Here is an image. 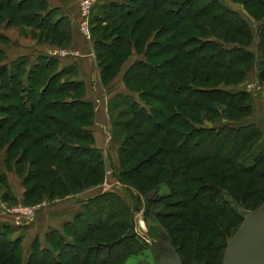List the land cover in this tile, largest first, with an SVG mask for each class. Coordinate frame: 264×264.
<instances>
[{
    "label": "rangeland",
    "instance_id": "1",
    "mask_svg": "<svg viewBox=\"0 0 264 264\" xmlns=\"http://www.w3.org/2000/svg\"><path fill=\"white\" fill-rule=\"evenodd\" d=\"M122 1L125 3L130 2V0ZM213 1L214 0H194L193 2L191 1L188 6H191L193 9H201L203 4L207 6V4H212ZM219 1L225 7L238 12L239 15L252 26L255 31L254 33L259 31V36L255 34L254 40L247 47L253 52V57L247 59L244 63L242 61L240 63H235L229 69L214 68V70L201 66L199 68L195 62L183 61V59L178 56L174 63V67L169 70V76H172V78L177 77L178 80L181 81L180 75L187 74L190 77V71L194 70L198 73L200 81L204 79L205 74L208 73V77L212 80L211 84H219L221 81L220 86L228 85L245 90L249 93L250 97L249 99L246 98L244 101H241L244 107L232 110L222 104H214L219 111L215 113L206 111V115L203 114L204 118L201 119L200 123L204 124L203 122H205L207 126H215L225 123L240 125L253 122L257 124L260 132L256 133L252 139L247 142L244 150L240 152L239 156L238 152L232 154L235 158L238 157L235 159V163H233L234 171L229 168V163L226 161H208L201 166H196L197 171L193 170V172L203 176L205 179L204 186L206 184L208 185L206 189L204 188L202 190L198 188L195 189V187L189 185L191 193L194 191L192 198H190L192 194H188L187 197H185V195L171 197V188L166 183L158 184L153 178L148 180L147 177L140 175H135L134 177L128 174L126 177L123 174V170H125L126 167L122 159H127L128 155L126 153H120V147L122 146L121 137L124 136V131L121 132L123 128L120 127L123 124L122 122H126L128 118H130V115H133L130 113L131 110L125 107L112 108L110 100L114 96L109 99L105 95L107 91L111 92V90L119 89L118 87L133 85L139 82L138 80H146L149 84L154 82L145 78L137 79L131 76L134 80L136 79V81H130L128 85L125 82V76L134 62L146 58L145 51L151 52V54L153 53L154 56V51L159 50L158 46L152 49L149 46L150 42L155 41V27L160 26L158 25V17L156 18V24L150 26L149 29L146 28L148 27L146 25V27H143V29L148 30V33L144 34L143 40L138 45L135 46L134 42L140 33L137 32L135 36H131L129 33L130 30H127L125 38H127L130 43L114 41L115 43L109 47L97 45L95 42L96 37L100 35H102V37L107 35L111 36L113 33L117 35L120 30L112 32L107 30L105 32L100 31L92 34L91 24V36L90 39H86L80 28L82 15L80 0L78 6L73 8L72 18L70 19L72 34L69 37L66 35L61 36L51 31L40 30L36 28L35 24L29 25L24 23L21 26L12 25L9 27L6 22H0L1 35L4 34L11 40L8 44L6 41H0V45L8 54V59H4L3 62L7 60L10 61V58L14 56V54L25 53L28 50L29 52H33L35 48H42V46H48L50 49H61L65 52L68 51L70 54H79L82 56L84 50L74 48L78 47L77 45L82 42V39L78 41V44L74 42V26L86 40L85 44L88 45L84 55H87L92 61H95L97 65L96 68L100 70L99 81L97 79L92 81L89 79L87 82L81 80L82 83L80 84L75 82V80H79L80 78L78 69L65 73L61 78L59 77L54 82L50 83L44 93L43 103H41V99H31L34 106L36 105V110L33 114L22 111L24 106L20 103V100L14 101L15 103L17 102L18 107L15 108V112L11 113L10 116L13 118V121L18 119L19 122L16 123L17 125L15 124L16 126L12 130H9L10 125L0 130V167H2L0 169V214L2 211L3 214L10 215L14 222V228L12 225L7 228H2L1 231H4V234L1 237L0 246H8L10 249L12 248L18 251L21 253L23 260L31 261L30 263L33 264H56L51 258V254H43L41 250L43 247L51 248L53 252L58 254L62 260L61 264H72L74 261L78 260L90 264H158L157 258L159 259L160 253L164 251L159 253L160 250L158 246H156L159 244L157 241L163 240V243H165L167 241L165 238L166 235L170 234L174 237L176 246L181 254L184 255L187 264H221L224 251V240H222V237L230 238L241 225L237 220V212H235V209L237 211L243 209L253 210L264 203V157L259 162L255 163L258 157L264 153V29L260 32V28L264 23V10L262 9L260 13L261 18H258L245 8L243 0ZM254 1L259 3L260 0ZM164 6H166V4ZM189 10L190 8L187 12ZM208 10H210L209 13L212 14V16L221 11L217 4H215V6L213 5V7ZM257 10H259L258 6H251L252 12L254 11L255 13ZM148 11L151 12V10ZM202 11L204 10L202 9ZM10 12V9H5L2 11V14H9ZM187 12L185 8H183L182 14L185 15ZM143 14V12H139L138 15L133 17L130 16L123 21L117 20L113 22L112 19H110L107 24L117 26L122 23L128 29H131L137 17H141ZM152 14L162 15V11H157V13L152 11L149 15ZM71 16L68 15V18ZM228 16L229 19L232 20L230 21L231 25L236 24L241 26L242 23L239 24L235 21L234 17ZM162 18L164 20L163 15L161 19ZM149 19L150 18L146 19L147 25ZM187 20L188 21L174 22V24H180L178 30L181 29L182 32H184V28H186L185 25L191 27L192 22L195 23L194 26L201 28L202 24H204L205 28L203 29L205 32L212 31V34H214L211 36L218 34V31L221 29V26L218 27L216 21H214V24H216L217 27L214 28L211 26L210 19H207L202 13L199 14V16H192V18ZM230 24L226 23V25L222 24V26L226 30L230 29L232 31L231 37H229L228 40L233 42L234 37L240 38L242 35L235 32L233 28H230ZM195 30L196 31L192 30L193 32H190V34L193 33L200 36V38H202L201 35L204 36V31L200 29ZM185 33L186 35L189 34L188 31H185ZM113 38H115V36ZM183 38V36H180L179 39ZM161 39L164 40V36H162ZM161 42L164 43L163 41ZM230 44L236 45L235 43ZM162 56L171 57L173 55L164 54ZM2 58L3 57L0 56V60ZM162 59L163 57H160V59L154 60L153 62L159 64V62H162ZM99 62L102 63L101 66H99ZM85 63L86 62L83 63L85 68H88V64ZM75 64L76 66L79 65L78 62H75ZM107 65L109 68H105ZM163 66L167 68L166 65ZM103 67L105 68L104 70ZM164 67H162L161 70L164 69ZM184 67H187L186 73L184 72ZM56 70V66H50L48 70L42 71L41 74L42 76H49ZM24 73L25 72H21L19 77L12 82H9L7 76L0 74V92L2 91L1 88L4 92L10 91L9 87L11 84L15 87V92L18 95L19 90H21L19 89L18 79L21 76H25L26 74ZM212 74H214V77ZM47 76L41 77V84L43 82L44 84L46 83ZM63 82H68L66 83L67 88H63L59 94H56V89L59 84ZM140 85L136 87L133 86L138 93H136L138 98L140 97ZM72 87L74 89H70ZM159 92L164 94L162 89ZM167 95H169V101L174 100L173 95L168 93ZM51 99L69 101L85 99L93 103V110L95 113L92 125L94 135L93 143H91L90 140L76 138L75 131L82 123L79 120H74L72 115H68L65 111L66 106L64 104L53 103ZM1 102L7 104L10 101L3 99ZM148 103H152V105L155 106L153 101H149ZM83 108L87 110L86 107ZM191 108L192 107H187L185 111L188 115H190L188 109ZM126 110H129V113L124 112ZM223 110H225V112ZM46 113H49L52 117L44 121L42 118ZM181 113L183 114V112ZM56 118L66 119V128L64 127V131L61 130L59 124H56L57 122H54ZM31 120L33 122L29 123ZM87 120H89V117H87ZM191 120L193 122L195 121L192 118ZM13 121L10 124H13ZM91 121L92 118L90 119V122ZM28 125L34 129L32 133L33 138H39L40 133L50 132V130L55 132L60 130L61 139L72 143V145L81 144L82 146L88 147L92 144L101 152L100 155L103 161L100 162V158L93 157L92 162H95L94 166L98 163L99 166L97 165L95 168L91 164L94 168L88 170L87 167L81 168L80 165L83 164H79L76 160L71 159L72 162L65 161L62 157L67 156H65L63 152H61L60 157L56 153H53V149H43L42 146L40 151H38L35 146L31 147L32 150L29 153L30 155L24 158L21 153L25 147L29 145L31 140H25L24 138L20 139L18 134L25 130ZM87 126L89 125H84L83 127L85 128ZM95 127L107 128L109 135L105 134V141L102 138L100 142H97L94 134ZM101 134H103V130H101ZM163 135L164 133H160L159 131L158 136ZM175 135L176 134H172L170 136L171 139ZM145 137H148V134L144 136V138ZM17 139L19 142L16 143V141H18ZM33 141L37 142L34 139ZM34 142L32 143L34 144ZM45 142L57 145L58 139L56 141V139L53 138ZM248 151L251 154L249 153L250 155L247 156L246 154ZM14 154L17 157L13 160L11 157ZM38 154H42L43 163L39 164L34 159V157H38ZM81 156L85 158V153L81 152L80 155H75L73 158H80ZM176 156H178L179 159L182 158L177 152L173 157L176 158ZM32 161H34V163ZM181 162L183 161L181 160L176 163L174 168ZM241 162L248 166L252 163H255V165L249 170H240L237 163ZM51 168H54L56 171H52ZM221 168L224 169L221 170ZM165 169L166 173L164 175L166 176L163 178L170 176L169 167L166 166ZM79 170L82 171L80 172ZM209 170H217L220 174L224 175L222 176L224 179L210 175L208 172ZM73 172H76L79 177H75ZM132 180L135 181L140 189L145 191L144 195L128 186V184H124L131 183ZM121 182L124 183L122 184ZM11 183H15L18 188H12ZM197 184L200 183H194L193 185L197 186ZM211 184L224 187V198L231 200L233 195H237L241 200L239 202L232 201L234 205L231 203L227 204L223 203V198L220 195L215 203H211L212 199L218 195V192H214ZM226 184L229 185L228 187L230 189H226ZM105 192H115L121 195L128 205L135 207L134 211L127 208V212H125L121 205L114 201L115 208H108L110 197L108 198V196L105 195L99 196L95 200L94 197L97 196V194ZM79 198L84 199L82 201L83 203H81V212L84 211L83 208L85 212H82L81 217L75 224L63 225L62 228L66 237L73 242V246H65V239L59 237L55 227H60L62 225V220L64 219H59L63 217L65 213L63 210L65 207H70L72 201ZM219 200H221V202H218ZM199 202L201 204H198ZM87 203L89 207L85 208L84 205ZM222 203L224 204L223 209H225V211H222L220 206ZM205 204H207L209 208H204L207 206ZM17 208L22 211H17ZM24 208L29 211H25ZM116 208L121 214H116L115 210L113 211V209ZM61 211L63 212L60 213ZM107 211H110L111 215L109 220L107 219ZM131 212L134 215L135 228L131 223ZM196 212L200 215L208 213L209 215H216V218L217 216L219 217L217 221H214L211 217L209 218L208 224L205 226L208 228L209 233L206 235H202L199 232L202 228L201 224L194 227L192 224L187 223L189 222V218H191L193 219V223L199 224L200 215H195L194 213ZM220 212H222L221 215ZM65 217L66 216H64V218ZM38 220H40L41 224H38L36 227L35 223H37ZM30 222L33 224L31 227L32 234L33 232L37 234L39 230H50L44 237V241L40 238H35L27 229L24 231V228L27 227L25 224H29ZM53 226H55V230L52 229ZM15 228L17 230H14ZM202 233L204 234L205 232ZM16 237H18V240L15 243L6 242V239H14ZM33 239H37L40 243L32 245ZM114 240L118 241L114 244H110V242Z\"/></svg>",
    "mask_w": 264,
    "mask_h": 264
},
{
    "label": "trees",
    "instance_id": "2",
    "mask_svg": "<svg viewBox=\"0 0 264 264\" xmlns=\"http://www.w3.org/2000/svg\"><path fill=\"white\" fill-rule=\"evenodd\" d=\"M191 1L193 2L194 0H130L129 3H125L122 0H100V2L97 4V7L95 8V11L93 12L91 19L92 34L100 31L105 32L110 30L112 32L120 30L117 35L113 33L111 36L107 35L102 37V35H100L99 37H96L95 42L97 45L108 47L119 41L130 43L128 39L125 38V33L127 30H130L129 33L131 36H135L137 32L140 33L137 36L135 42L133 41L135 46L138 45L143 40L144 34L148 33L147 29H149L150 26L156 24L157 17L159 19L158 25L160 26H156L154 32L155 41L149 43L151 49L158 46L159 50L154 51V56L153 53L151 54V52L145 51L146 58L139 59L138 61L134 62L125 76V82L128 85L130 81H136V79L134 80V78L131 76H134L137 79L145 78L154 82L149 84V82L146 80H138L139 82H136L133 85H126V87H124V92L117 93L110 100V105L112 108L125 107L131 110L130 113L133 115L131 116L129 114L130 118H128L126 122H122L123 124L120 127L123 128L121 132L124 131V136L121 137L122 146L120 147V153L122 152L128 155L127 159H122L124 160L123 163L126 167L125 170H123V174L126 177L128 174H131L134 177L135 175H140L147 177L148 180L153 178V180L155 182L157 181L158 184L166 183L172 190V193L170 194L171 197L182 195L187 197L188 194H192L190 197L192 198L194 191L191 193L190 186L195 187V189L198 188L199 190L207 188L206 186L208 184L204 186L205 179L203 176H200L199 173L197 174L196 172H193V170H196V166H201L208 161H226L229 163V168L233 170V163H235V159L238 157L235 158L232 156V154L238 152L239 156L240 152L244 150L247 142H249L256 133L260 132L257 124L253 122L240 125L225 123L215 126H207L205 125V122H203L204 124L200 123L201 119L204 118L203 114L206 115V111L214 113L219 111V109L214 106V104H222L223 106L232 110L244 107L241 101H244L246 98L249 99L250 97L249 93L245 90L237 89V87L228 85L220 86L221 81L219 84H211L212 80L208 77V73L205 74L204 79L200 81L198 73L194 70L190 71V77L187 74L182 73L183 75H180L181 81H179L177 77L172 78V76H169V70L174 67V63L176 62L178 56H180L183 61L195 62L199 68L201 66L207 67L209 69H229L233 64L238 62L240 63L241 61L244 63L247 59L253 57V52L247 47L254 40L256 35L259 36V31L254 33L255 31L252 26L249 25L248 22H246L245 19L239 15L238 12L225 7L219 0H214L212 4H207V6L206 4H203L201 9H193L191 6H188ZM163 4H166V6ZM215 4L218 5L221 11L212 16V14L209 13L210 10L208 9H211V7H213V5L215 6ZM243 4L247 10H249L254 14V16H257L258 18L260 17L262 9L264 10V0H260L259 3L254 0H243ZM251 6H258L259 10L254 13V11H251ZM183 8H185L186 12L189 8L190 10L184 15L182 14ZM5 9H10L11 12L9 14H2V11ZM202 9L204 11H202ZM148 10H151V12L153 11L154 13H157V11H162L164 20L163 18L161 19L162 15H149L151 12ZM139 12H143L144 14L141 17H137L131 29H128L122 23L117 26L107 24L110 19H112L113 22H116L117 20L123 21L125 18L127 19L130 16L133 17L138 15ZM201 13L202 15H205L207 19H210V25L214 28L217 27V25L218 27L221 26L218 34L211 36L214 35L212 34V31L205 32L203 29L205 28L204 24H202L201 28L194 26L195 23L192 22L191 27L185 25L186 28H184V32H182L181 29L178 30L180 24H174V22L188 21L187 19L192 18V16H199ZM228 15L234 17L235 21H237L239 24L242 23L241 26L236 24L231 25L230 21L232 20L229 19ZM148 18L150 19L148 20L149 22L147 25L146 19ZM1 21L6 22L8 26H21L24 23L29 25L35 24L36 28L40 30L51 31L55 34H60L61 36L66 35L69 37L72 34V25L70 23L71 20L68 18V15L63 14L62 10L59 8L50 7V4L47 0H0V22ZM214 21H216L218 24H214ZM226 23L230 24V28H233L234 31L241 34L242 37H234L233 42L228 40V38L231 37L232 31L230 29L226 30L223 28L222 24L226 25ZM143 27H146L147 29H143ZM195 29L204 31V36L201 35L202 38H200L198 35L193 33L190 34V32H193L192 30L196 31ZM262 29H264V23L260 28V32ZM185 31H188L189 34L186 35ZM114 36L115 38H113ZM162 36H164V40L161 39ZM180 36H183L184 38L179 39ZM1 40L6 41L7 44L11 41L8 36L4 34L1 35L0 33V41ZM230 43H235L236 45H231ZM5 51L6 50L0 45V56L3 57L0 60V74L7 76L9 82L15 81L21 72H25L24 74H26L25 76H21L18 79V84L20 86L19 89H21L19 92L17 91L18 95L15 92V87L11 84L9 87L10 91L8 92H4V90L1 88L0 130L8 125H10L9 130H12L17 125L16 123L19 122L18 119L13 121V118L10 116L11 113L15 112V108L18 107L17 102H14L15 100H20V103L24 106L22 111L28 114H33L36 110V105L34 106L31 99H41V103H43L42 101H44V93L49 87L50 83L54 82L59 77L61 78L65 73L76 69V67L75 65L61 67L58 58L45 54H39L34 59H32L27 54H21L10 61L7 60L3 62V60L8 57V54ZM175 51H180L181 53ZM164 54H171L173 56H162ZM160 57H163L162 62L155 64L153 61L160 59ZM101 64L102 63L99 62V66H101ZM162 64L166 65L167 68ZM50 66H56L57 70L49 76L45 75L47 76V81H45V84L44 82L41 84V77H45L42 76L41 73L42 71L48 70ZM162 67H164V69L161 70ZM105 68H109L108 65ZM105 68L103 67V70ZM184 72H187V67H184ZM212 76L214 77V74H212ZM75 82L77 84L82 83L81 80H75ZM66 83L68 82L59 84L58 88L56 89V94H59L63 88H67ZM138 85H140L139 98L136 96L137 91L133 87ZM70 89L74 88L72 87ZM161 89L164 91V94L159 92ZM167 93L173 95L174 100L169 101V95H167ZM3 99L9 100L10 102L4 104L1 102ZM51 101L53 103L64 104L66 106L65 111L68 113V115H72L74 120H79L82 123V125L78 126L77 130L75 131L77 139L90 140L91 143L94 142L92 125L94 122L95 113L93 110V103L91 101L85 99L72 101L51 99ZM149 101H153L155 106H153L152 103H148ZM83 107H86L87 110H85ZM187 107H192L191 109H188V111H190V115L185 112ZM129 110L124 112L127 113ZM225 110L223 111L225 112ZM181 112H183V114ZM51 117L52 116L49 113H46L43 115L42 119L45 121L47 119H51ZM87 117H89V120H87ZM91 118L92 121L90 122ZM191 118L196 122H193ZM12 121L13 124H10ZM31 122L33 121L31 120L29 123ZM54 122L59 124L62 131L65 130V118H56V121ZM84 125L89 126L84 128ZM159 131L160 133L163 132L164 135L158 136ZM33 132L34 129L28 125L25 130L19 132L18 134L20 139L24 138L25 140H31L29 145L26 144L28 146H26L21 153L24 158H27L30 155L29 153L32 150L31 147L35 146L37 147L36 149L40 151L42 146L43 149H53V153H56L60 157L61 152H63L64 155L67 156L62 157L65 161L72 162L71 159L76 160L79 164H83L80 165L81 168L87 167L88 170H91L94 167L96 168L97 165L99 166V163L94 166L95 162H92L93 157L98 159L100 158V162L103 161L100 155L101 152L94 145L90 144L88 147L82 146L81 144L72 145V143L61 139L60 130H57L56 132L50 130V132L40 133L39 138H33ZM147 134L148 137L144 138V136ZM172 134L176 135L171 139L170 136ZM53 138H55L56 141L58 139L57 145L48 144L45 142ZM33 139L37 142H34ZM17 142H19V140L16 141V143ZM32 142H34V144ZM175 151L177 154L181 155L182 158L179 159L178 156H176V158L173 157L174 154H176ZM81 152L85 153V158H83V156L80 158H73L75 155H80ZM249 153L250 152L248 151L246 155L248 156L251 154ZM16 157L17 156L14 154L11 159L14 160ZM263 157L264 153L258 157L255 163L259 162L261 159H263ZM34 159L39 164L43 163L42 154H38V157H34ZM181 160L183 162L179 163V165L177 164V166L174 168V165H176V163ZM32 162L34 163V161ZM255 163H252L249 166L243 164V162L237 164L239 165L240 170H249L255 165ZM166 166H168L170 169V176L163 178L166 176L164 175L166 173ZM223 169L224 168H221V170ZM51 170L56 171L54 168H51ZM79 171L81 172L82 170ZM208 172L210 175L224 179V177H222L224 175L220 174L217 170H209ZM73 174L75 177H79L76 172H73ZM121 183L123 184L124 182ZM194 183L200 184L194 186ZM124 184H128V186L137 190L140 194H145V191L140 189L134 180H132L131 183ZM228 186V184L225 185L226 189H230ZM211 187L213 188L214 192H218V195L212 199L211 203H215L220 195L223 198V203L227 204H233L232 201L239 202L241 200L237 195H233L231 200L224 198V187L221 185L216 186V184H211ZM102 195L108 196V198L110 197L108 208H115L113 203L114 201L121 205L125 212H127V208H130V210L134 211L135 207L128 205L124 201V198L115 192L97 194V196L94 197L95 200ZM218 202H221V200ZM223 203L220 206L222 211H225V209H223ZM198 204L201 203L199 202ZM84 206L85 208L89 207L88 203ZM204 208H209V206L207 205ZM83 210L84 211L82 212H85L84 208ZM114 210L116 214H121V212L117 211V208L113 209V211ZM110 211L106 212L108 220L111 218ZM82 212L77 214L72 221L65 223L64 226L71 223L75 224V222L81 217ZM235 212H237V220L241 224L244 219L242 210L237 211L235 209ZM194 214L197 216L200 215L197 212ZM221 214L222 212H220V215ZM130 217L131 223L135 228L136 224L132 212L130 213ZM210 217L214 221L219 220V217L217 216L216 218V215L203 213L199 216V224L193 223V219L191 218H189V222L187 223L192 224L194 227H197L201 224L202 228L199 232L202 235H206L209 233V230L205 226L208 224ZM7 227L9 226L7 225L4 228ZM62 230L57 229V232L60 238L65 239V246H73V242L66 237L64 230ZM192 231L197 232L195 230ZM202 232L205 233L203 234ZM3 234L4 231H1L0 242ZM165 238L171 240L173 246L180 254L183 264H187L184 255L181 254L180 250L176 246L174 237H172L170 234H167ZM6 240L4 241L7 243H15L18 240V237L14 239L8 238ZM222 240H224L223 247L225 251L228 237H222ZM117 241L118 240H114L110 242V244H114ZM157 242L159 243L156 245L160 250L159 253L161 251H165L166 248L163 246V240H159ZM35 243L39 244L40 242L35 239L32 242V245ZM41 250L43 254H51L50 256L56 264L62 263L59 255L53 252L51 248L43 247ZM224 251L222 254L221 264L223 263ZM30 262L31 261L23 260L21 253L18 251L13 250L12 248L10 249L8 246H0V264H33ZM72 264L90 263L78 260L74 261Z\"/></svg>",
    "mask_w": 264,
    "mask_h": 264
},
{
    "label": "crops",
    "instance_id": "3",
    "mask_svg": "<svg viewBox=\"0 0 264 264\" xmlns=\"http://www.w3.org/2000/svg\"><path fill=\"white\" fill-rule=\"evenodd\" d=\"M50 4V7L52 8H59L60 10H62V13L63 14H67L69 16L72 15V12H73V8L77 7L78 4H79V0H47ZM77 15V14H76ZM74 16V15H73ZM72 18V16L70 17V19ZM74 24V22H73ZM7 27V26H6ZM11 27V26H9ZM80 39H82V42L80 44H78L80 41ZM73 40L74 42H76L78 45V47H74L75 49H78V50H84L83 51V55H79V54H69V55H54V52L56 50H59V49H50L48 46H42V48H35V50L33 52H29V50L25 53H19V54H14V56H12L10 58L13 59V58H16L17 56L21 55V54H27L29 55L32 59L36 58L39 54H45V55H48V56H52V57H55V58H58L59 61H60V65L61 67H65V66H70V65H75L76 69L79 70L80 72V78L79 80H84L85 82H87L89 79L92 81V80H98L99 81V78H100V70L98 68H96V62L95 61H92L87 55H84L85 54V50L87 49L88 45L85 44V39L84 37L81 35V33L77 30V28H75L73 26ZM82 45V47H81ZM80 48V49H79ZM75 62H78L79 65L76 66ZM84 62H86L85 64H88V68H85L84 66ZM119 89H115V90H111L110 91H107L105 92L106 96L110 99L112 98L113 96H115L117 93H120V92H124L125 91V88L124 87H118ZM89 97V96H88ZM87 99H91V98H87ZM101 130H103V134H101ZM94 134L96 136V139H97V142H100V139H104L105 141V134L106 135H109L108 131H107V128L105 127H101V128H96L94 129ZM2 167H0L1 169ZM5 172V171H3ZM11 187L14 189L18 188V186L15 184V183H11ZM84 199H75L74 201H72V203L70 204L71 206L70 207H65V209L63 210L65 213L63 215V217H60L59 220H62V225L60 227H55L53 226L52 229L55 230V229H60L62 230L63 228V225L69 221H71L77 214H79L82 210V204ZM63 211H61L60 213H62ZM70 213V214H69ZM2 214V215H1ZM1 214H0V232L2 230V228H4L5 226H11L13 227L14 225V222L12 220V217L8 214H3L2 211H1ZM64 216H66L64 218ZM47 218V217H46ZM41 220V218H40ZM40 220L37 221V223H35L36 227L38 224H41L40 223ZM27 225V227L24 228V231H26V229L28 230V232L30 234H32V231H31V227L33 224H31V222L29 224H25ZM29 226V227H28ZM55 227V229H54ZM14 228V227H13ZM14 230H17L16 228ZM50 230L46 231V230H39L37 232V234H34L33 232V236L35 238H40L44 241V237L47 235V233H49ZM28 233V234H29ZM34 240V239H33ZM32 240V242H33ZM41 240V241H42Z\"/></svg>",
    "mask_w": 264,
    "mask_h": 264
},
{
    "label": "water",
    "instance_id": "4",
    "mask_svg": "<svg viewBox=\"0 0 264 264\" xmlns=\"http://www.w3.org/2000/svg\"><path fill=\"white\" fill-rule=\"evenodd\" d=\"M244 219L228 238L223 264H264V203L256 209H243ZM163 246L158 264H183V260L170 239Z\"/></svg>",
    "mask_w": 264,
    "mask_h": 264
},
{
    "label": "built area",
    "instance_id": "5",
    "mask_svg": "<svg viewBox=\"0 0 264 264\" xmlns=\"http://www.w3.org/2000/svg\"><path fill=\"white\" fill-rule=\"evenodd\" d=\"M100 2V0H80L81 5V22H80V28L85 36L86 39H90L91 36V19L93 12L95 11V8L97 7V4ZM70 53L68 51H63L61 49L56 50L54 52V55H69ZM17 211H22L21 209H16ZM25 211H29L26 208H24ZM18 213V212H17Z\"/></svg>",
    "mask_w": 264,
    "mask_h": 264
}]
</instances>
